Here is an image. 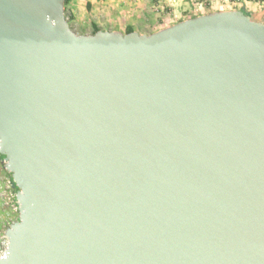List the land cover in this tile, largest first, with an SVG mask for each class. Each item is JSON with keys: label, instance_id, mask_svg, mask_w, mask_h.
<instances>
[{"label": "water", "instance_id": "95a60500", "mask_svg": "<svg viewBox=\"0 0 264 264\" xmlns=\"http://www.w3.org/2000/svg\"><path fill=\"white\" fill-rule=\"evenodd\" d=\"M0 0V264H264V22L76 36Z\"/></svg>", "mask_w": 264, "mask_h": 264}, {"label": "rangeland", "instance_id": "374dc122", "mask_svg": "<svg viewBox=\"0 0 264 264\" xmlns=\"http://www.w3.org/2000/svg\"><path fill=\"white\" fill-rule=\"evenodd\" d=\"M245 2L251 4L246 7ZM182 3L187 4L179 11L154 13L149 0H75L67 5L66 18L69 20L71 32L76 36H90L93 26L101 32H119L123 35L127 28H131L138 35L148 36L183 21L227 11L243 10L256 20L264 21V13H257L260 8L264 9V4H258L255 0H238L235 3L213 0L212 4L208 0H201L200 3L184 0ZM5 166V161L0 162V238L20 216L17 201L7 196L9 190L6 189V182L10 173Z\"/></svg>", "mask_w": 264, "mask_h": 264}, {"label": "built area", "instance_id": "2783aa9c", "mask_svg": "<svg viewBox=\"0 0 264 264\" xmlns=\"http://www.w3.org/2000/svg\"><path fill=\"white\" fill-rule=\"evenodd\" d=\"M109 1H115V2H123V1H140V0H109ZM152 2V10L154 13H162L164 11L163 7L161 6V0H149ZM181 1V0H179ZM196 2L200 3L201 0H195ZM209 3L212 4L213 0H208ZM233 2L235 3L236 1L238 0H225L226 3L228 2ZM258 4H264V0H255ZM6 189L9 190L8 192V195L7 196H10L12 199H14V201H17L16 200V195H17V192H15L13 190V186H12V182L10 181V179L8 178L7 179V182H6ZM6 196V198H7ZM18 205V204H17ZM3 236L0 238V259L4 258L5 255H6V252H7V247H8V240H7V237H6V232H3Z\"/></svg>", "mask_w": 264, "mask_h": 264}, {"label": "crops", "instance_id": "0c3cea01", "mask_svg": "<svg viewBox=\"0 0 264 264\" xmlns=\"http://www.w3.org/2000/svg\"><path fill=\"white\" fill-rule=\"evenodd\" d=\"M75 0H71V2H74ZM141 1V0H140ZM184 0H161V6L163 7L164 11H179L181 9H184L187 3H182ZM134 2H138V1H134ZM251 3L249 2H245L244 5L247 7L248 5H250ZM259 14L264 13V9L260 8L259 11L257 12ZM255 19V18H254ZM257 21H262L263 20H257Z\"/></svg>", "mask_w": 264, "mask_h": 264}, {"label": "trees", "instance_id": "16d2710c", "mask_svg": "<svg viewBox=\"0 0 264 264\" xmlns=\"http://www.w3.org/2000/svg\"><path fill=\"white\" fill-rule=\"evenodd\" d=\"M70 2H71V0H64V10H63L64 18H65V20H66V22H67V24H68L69 29H70V26H69V20L66 18V7H67V5H68ZM241 12L243 13V15H245V16H247V17H252L250 14L244 12L243 10H242ZM92 28H93V29H92V33H91V35H94L95 33H97V32L99 31V29H98L96 26H93ZM132 32H133V30H132L131 28H127V29H126V34H129V33H132ZM0 162H3V157H2L1 155H0ZM9 179H10V181L12 182L13 190H14L15 192H17V191H18V188H17V187L15 186V184L13 183L11 175H10V178H9Z\"/></svg>", "mask_w": 264, "mask_h": 264}]
</instances>
